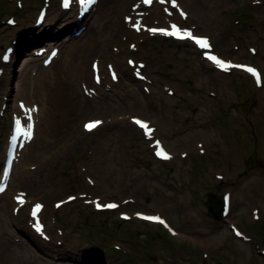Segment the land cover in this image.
Returning a JSON list of instances; mask_svg holds the SVG:
<instances>
[{"label": "rangeland", "instance_id": "rangeland-1", "mask_svg": "<svg viewBox=\"0 0 264 264\" xmlns=\"http://www.w3.org/2000/svg\"><path fill=\"white\" fill-rule=\"evenodd\" d=\"M21 1L23 8L16 10L14 0H0V52L12 39L18 40L17 45L21 43L40 4V0ZM54 1L47 20L55 32L65 21L71 23L73 16L59 12ZM132 1L100 0L81 22L86 25L83 33L71 45H57L60 54L50 70H43L41 78L48 83L46 89L58 87L62 95L63 111L53 109L43 93L35 99H42L45 110L38 137L41 135L40 140L51 144L43 154H33L27 162L35 164L36 173H24L23 161L16 166L21 175H15L9 191L0 198V259H7L6 264H264L258 253L264 248L262 91L254 89L249 78L240 73L219 75L211 70L186 43L134 35L121 20ZM250 1L212 0L208 6V0H179L189 14L185 26L192 24L197 32L210 35L214 49L223 56L257 64L264 74V8L261 3L253 8ZM159 9H150L160 12L155 16L148 11L146 20L150 24L162 19ZM11 13L19 23L12 29L3 21ZM238 18L241 25L236 27L233 23ZM256 34L260 40L254 37ZM32 40L21 43L19 51L16 45L15 60L6 67L0 81V94L6 96L7 109L11 111L14 100L23 99L17 94L19 90H28L24 78L41 70L30 58L31 49L49 44L36 43L26 51ZM137 40L142 42L138 46L139 50L143 48L142 56L128 49V44ZM234 45L237 50L231 48ZM248 45L256 47V56L248 54ZM127 56L145 60L151 84H142L132 77L124 64ZM93 57L99 62L103 81L92 86L96 95L91 99L79 86L82 82L91 85L89 62ZM106 62L115 65L118 83L106 77ZM142 85L148 86L151 95L143 92ZM162 85L173 88L176 96H166ZM129 116L150 120L160 128L164 142L175 154L172 163H157L150 157L148 142L130 126ZM93 117L102 119L104 125L84 134L81 122ZM49 118L58 121L62 129L52 138H44V122ZM8 121L6 113L0 121V167ZM196 144L207 153L197 155ZM183 150L189 153L182 160L178 152ZM215 173L225 176V182L216 181ZM84 175L95 179L97 188L87 186ZM230 185L233 189L228 220L207 217L205 195H219L230 190L226 189ZM15 189L25 190L27 196L46 203V219L52 215L50 203L68 193L87 192L103 200L132 197L134 202L121 205V210L159 211L182 238L159 235V227H144L137 222L126 226L117 220L116 210L95 213L90 205L77 199L59 212L56 225L49 223L51 241L43 242L25 226L26 208L18 215L10 213V195ZM253 207H259L261 221L251 223L249 214ZM230 221H236L238 229L250 238L248 245L230 234ZM55 226L64 230L62 236L55 235ZM149 232L158 235L148 236ZM33 238L45 250L30 241ZM105 238L107 245L102 243ZM56 240L61 244L55 245ZM114 243L121 246L120 255L113 253Z\"/></svg>", "mask_w": 264, "mask_h": 264}, {"label": "bare ground", "instance_id": "bare-ground-1", "mask_svg": "<svg viewBox=\"0 0 264 264\" xmlns=\"http://www.w3.org/2000/svg\"><path fill=\"white\" fill-rule=\"evenodd\" d=\"M212 2V0H208V2H207V5L209 6V3H211ZM153 6H155V5H152L150 8H152ZM197 11L199 12V13H201V10H199V9H197ZM152 14L153 15H155L156 13H155V11L153 10V12H152ZM69 22H71V23H68L67 21H65V23L64 24H61V26H59L58 28H57V30L54 32L52 29H51V26H49L46 30H43V31H41V29H38V28H36V27H31L30 29H28V31H26L25 32V34L22 36V38H21V43H24L26 40H28V39H33L30 43H29V46H27L26 47V51H27V49H29L30 48V46H32V45H34V44H36V43H43V42H47V43H49V44H47V45H52L51 43H54L53 44V46H59L60 48H62V47H66V45H71V43L73 42V41H75V39H74V37L75 36H71V32H72V28H73V24H74V18L73 19H70V21ZM16 25V24H15ZM17 26V25H16ZM36 30H38L39 31V33L37 34V35H35V33H34V31H36ZM85 33V32H84ZM33 35V36H32ZM33 37V38H31V37ZM78 38V37H77ZM20 43V44H21ZM17 45V42L15 43V46L17 45L18 46V51L19 50H21V45ZM181 44H183V43H181ZM47 45H45V46H47ZM38 46V45H37ZM44 45H39L36 49H41V48H43V47H45ZM70 47V46H69ZM16 48V47H15ZM18 51H17V53H18ZM72 52H73V49H70V53L72 54ZM15 53H16V49H14L13 50V52H12V54H11V57L9 58L10 60L8 61V64H7V66L8 65H10L11 64V62L13 61V58H14V55H15ZM58 53V52H57ZM212 53H216L215 52V50L213 49L212 50ZM60 54V52L58 53V55ZM57 55V54H56ZM257 55V53L255 52V56ZM57 57V56H56ZM38 62H39V64H38V66H39V68L41 69L38 73H35V74H28L27 75V78H24L25 79V81H24V86H28V90H27V92H25L24 90L22 91L21 89L19 90V92L17 93L18 95H20V96H22V100L23 101H25V102H27V103H31L32 102V100L33 101H35L36 103H37V105H38V108L36 109L37 110V112H36V114H35V118H37L38 119V121H37V123L38 122H40V117L42 116V114L43 113H45V110L43 111V109H44V103H43V101H42V99L41 100H35L37 97H40V95L43 93L44 95H46L47 96V100H48V102H49V104H50V106L53 108V109H56L57 111H63V110H61V108H63V98H62V95H61V93L59 92V89H58V87L56 88V89H54V90H47L46 88H47V85H48V83H46V82H44V80H43V78H41L42 77V75L45 73V71H48V70H50L51 69V67H52V64H53V62H54V60L55 59H53L49 64H47V66L46 67H43L42 65H41V57H39V59H36ZM142 63H144V62H142ZM204 63H206V64H208L206 61H204ZM6 65V64H5ZM90 65H91V62H90ZM47 68V69H46ZM147 68V65H146V63H144V65H143V67H142V69L140 70V73L144 76V78L146 79V80H142V81H145L146 83H150V82H147L148 80H149V78H148V76H147V74H145L143 71L145 70ZM46 69V70H45ZM43 70H45L44 72H43ZM213 71H215L216 73H218L219 75L220 74H222V73H224V75H228V74H225V73H229V74H231V73H240V74H242L239 70H237V69H231L230 71H228V72H223V71H218V70H213ZM172 72V71H171ZM118 74V73H117ZM171 74H173V72L171 73ZM223 75V74H222ZM5 76V73H3V75L1 76V79H0V81H2V79H3V77ZM33 78V79H32ZM35 79V80H34ZM28 80H30V81H28ZM101 80V79H100ZM119 81V78H118V76H117V80L115 81L116 83ZM138 82H140V80L138 79ZM36 83L39 85V86H37L36 85ZM24 88V87H23ZM27 88V87H26ZM173 94L172 95H174L175 94V96H176V93H175V90L173 89ZM143 92H145V91H143ZM147 92L148 93H150V91L149 90H147ZM174 96V97H175ZM91 97V99H94L95 97L92 95V96H90ZM173 97V98H174ZM17 100H21V99H17ZM17 100H14L15 101V103H16V101ZM98 102V101H97ZM92 108V106H90V109ZM65 110V109H64ZM45 118H46V116H45ZM128 122H129V120H128ZM44 124H45V127H44V130H43V132H44V138L45 137H50V138H52L53 137V135H55V134H57L58 133V131L60 130V129H62V126H61V124L57 121L56 122V120H53V119H51V118H49V119H47L45 122H44ZM129 124H131L130 122H129ZM132 125V124H131ZM39 123H38V126H37V124H35V128H34V136H33V138L31 139V141H29V143L28 144H26V143H24V145H23V147L20 149V150H17V151H19L18 153V156H17V161H18V163H16V162H12L11 164H12V166H11V171H10V179H9V181H8V186H7V189L5 190V192L3 191L1 194H0V198H3V197H5V195L7 194V192L9 191V189H10V184H12V182H13V179H14V177H15V175L17 174V175H21L20 173L21 172H19V170H17V165L21 162V161H23L24 163H26V169H24V173H27V172H32V173H36L37 171H38V168H36L37 170L35 171V164L33 163H27V162H29V161H31V160H29L30 159V157H34V155L36 154V153H39L38 155H41V154H43L44 152H45V150L47 149V147L51 144V143H48L47 141H43V140H40V136L41 135H39V137H38V131L37 130H39ZM42 126H43V124H42ZM103 126V125H102ZM101 126V127H102ZM38 128V129H37ZM99 128L97 127L95 130H93L91 133H93V132H95V131H97ZM153 133H154V135L153 136H155V137H158L159 138V141H160V143H161V145L160 146H162L166 151H169V149L167 148V146L165 145V143L163 142V139L161 138V130H160V128L158 129V132L157 131H153ZM160 135V136H159ZM182 135V134H181ZM7 136H8V134H7ZM6 138H8V137H6ZM175 138V137H174ZM6 142H7V139H6ZM5 142V146H4V152L2 153L3 154V161H4V153H5V150H6V148H7V146H6V143ZM35 145H38L37 147H33V146H35ZM13 147V143L11 144V146H10V148H12ZM39 147V148H38ZM203 147V146H202ZM154 150V147L152 148V151ZM183 151H185V150H183ZM169 152H171V151H169ZM172 153V152H171ZM184 153H186V152H184ZM207 152H206V150L205 149H203V152H202V154H206ZM34 154V155H33ZM91 155V154H90ZM186 155V154H185ZM36 156V155H35ZM173 156V158H172V161L174 160V154L172 155ZM151 157H153L154 158V160H155V162H157V163H161L160 162V160L159 159H157V158H155L153 155L151 156ZM188 157V155H186V157L184 158V159H186ZM178 158L180 159V157L178 156ZM168 163H172L171 162V160H169V161H167ZM167 162H165V163H167ZM38 167V166H37ZM96 168H98V167H96ZM86 169H84V171H85ZM216 175V174H215ZM219 175H220V173H219ZM222 181H224L225 182V176L223 177V175H222ZM221 179H219V180H221ZM216 180V179H215ZM219 180H216V181H219ZM25 181V180H24ZM24 181L22 182V183H24ZM91 184L90 183H86V185L87 186H89L90 188H97V186H98V183H97V181L94 179H92L91 178ZM21 183V184H22ZM27 183V182H26ZM19 184V183H18ZM226 189H230V191H231V193H232V189L233 188H231V185L230 186H227L226 187ZM20 189H15V190H13V192H15V191H19ZM13 192H11V193H13ZM223 192H225V191H223ZM222 192V193H223ZM221 193V194H222ZM230 193V194H231ZM149 194V193H148ZM229 194V195H230ZM68 195V194H67ZM67 195H65L63 198H61V199H63V204H61L59 207H58V213L60 212V211H62L63 210V208L68 204V203H65L66 202V200L64 199ZM207 195H210V194H206L205 196H206V200H205V203H206V201H207ZM212 195V194H211ZM27 196V195H26ZM33 196H31V195H29L28 196V198H32ZM74 198V199H73ZM72 198V201H74L75 200V197H73ZM130 198H132V197H130ZM57 201V200H56ZM59 201H61V200H59ZM55 202V201H54ZM231 202H232V195H230L229 196V201H228V212H227V214H225V215H223L224 216V219H226V220H228V218H229V216L228 215H230V213L229 212H231ZM205 203H204V205H205ZM258 209V218L260 219V216H261V212H260V209H259V207L257 208ZM205 211H206V213H207V208H206V206H205ZM44 212L43 211H41V212H39V214L38 215H40V217L42 216V214H43ZM207 215V217H208V214H206ZM219 215H221V212L219 213ZM218 215V216H219ZM42 218V217H41ZM209 218H211V217H209ZM257 218V219H258ZM213 219V218H212ZM259 219L257 220V221H259ZM215 220V219H214ZM218 220H222V219H218ZM252 222V221H251ZM168 223H169V221H168ZM229 223H232L231 225H233V226H235V227H237L236 226V221L235 222H233V221H230ZM170 224V223H169ZM238 228V227H237ZM173 229H174V227H173ZM227 229H228V231L230 232V234L234 237V238H236V239H238V240H240L242 243H244V244H247L248 245V243L246 242V241H244V240H242L241 238H238V237H235L233 234H232V232H231V230L229 229V226H227ZM175 231H176V236L175 237H180V238H182V236L180 235V231H178L177 229H174ZM44 232H45V234L49 237V239H50V236L47 234V230H44ZM243 236V235H242ZM245 234H244V236H243V238H245ZM246 237H248V236H246ZM250 239V238H249ZM51 240V239H50ZM30 241H32V242H34V244L36 245V246H38V247H42L41 246V244H40V242H38L37 240H35L34 238L33 239H30ZM249 241V240H248ZM2 246V242L0 241V247ZM42 249L43 250H45L43 247H42ZM210 255H212V253L210 254ZM208 256V255H207ZM1 257V256H0ZM208 258V257H207ZM55 259H57V258H55ZM6 261H7V259H3V260H1L0 259V264H6ZM21 263V262H20ZM20 263H18V264H20ZM11 264H16L14 261L13 262H11Z\"/></svg>", "mask_w": 264, "mask_h": 264}, {"label": "snow or ice", "instance_id": "snow-or-ice-1", "mask_svg": "<svg viewBox=\"0 0 264 264\" xmlns=\"http://www.w3.org/2000/svg\"><path fill=\"white\" fill-rule=\"evenodd\" d=\"M152 2H153V0H143V3L145 5H148V6H151ZM159 2L161 4H164V3L167 2V0H159ZM96 3H97V0H79V4L81 6H85V5L94 6ZM64 4H65V7L69 6V0H64ZM171 7L172 8H178L177 0H171ZM165 11H167V9H165ZM169 14H171V13H169ZM180 15L184 16L186 18V14L183 11H180ZM137 27H139V26H137ZM170 27H171V30H168V29H155V28L148 29V30L151 31L153 34H156L157 32H159L162 35L174 37V38H176L178 40H188V41L193 42L201 50H205L204 51V55H205V58L207 60H209L214 65H216L218 68H220V69H222L224 71H228L230 68H233V67H242L240 65H233V64H231L229 62H225L223 59L218 58L215 55L209 54L210 44H209V41H208L207 38L196 36V35H194L192 33L191 30H187V29L181 30L175 24H172ZM53 55H55V53H53ZM141 67H142V65H141ZM245 70L247 72H249L253 77H255L257 84L260 83V80H261L260 74L255 69L248 67ZM21 108H24L23 104L21 105ZM26 111L29 112V117L28 118H29V120H31L30 112L33 111V110H26ZM133 122L135 124H137L139 127H141L142 129H144L146 135H148L149 138L151 137V130H149L148 125L146 123L140 121L139 119H134ZM100 123H101V121L89 122L88 124L85 125V128L88 131H92L94 128L98 127ZM20 125H21V122L19 120H17L16 121L17 130H19ZM32 128H33V125L31 123H29L27 125V131L24 132V134H23L26 139L30 140L32 138ZM159 144H160V142L156 141V146L157 147H159ZM156 155L158 157H160L161 159H165V160L171 158L166 152L163 151V149L158 150L156 152ZM2 191H4V189L0 188V192H2ZM22 197H23V194H20V196L17 198V202L20 203V204L24 203ZM57 206L59 207V205H57ZM41 207L42 206L39 205V204L35 205V208H34V210L32 212V215L34 217L37 215V213L39 212ZM96 207H97L98 210L102 209V208L114 209V208L117 207V205L116 204L101 205L99 202H96ZM124 218L127 219V217H124ZM140 218L144 219V220H148V221L157 222V223H159L161 225H164L166 228L168 227V225L165 223V221L162 220L159 217L141 216ZM169 231H171V229H169ZM237 235H240V234L237 233Z\"/></svg>", "mask_w": 264, "mask_h": 264}, {"label": "water", "instance_id": "water-1", "mask_svg": "<svg viewBox=\"0 0 264 264\" xmlns=\"http://www.w3.org/2000/svg\"><path fill=\"white\" fill-rule=\"evenodd\" d=\"M207 208L208 217H211L215 220L220 218L219 213L222 212V201L220 197L207 195V201L205 203Z\"/></svg>", "mask_w": 264, "mask_h": 264}, {"label": "trees", "instance_id": "trees-1", "mask_svg": "<svg viewBox=\"0 0 264 264\" xmlns=\"http://www.w3.org/2000/svg\"><path fill=\"white\" fill-rule=\"evenodd\" d=\"M155 235H158V233L156 232Z\"/></svg>", "mask_w": 264, "mask_h": 264}]
</instances>
